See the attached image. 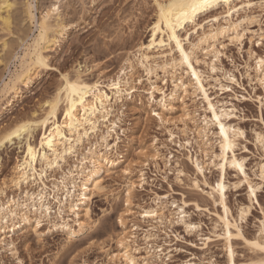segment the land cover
<instances>
[{"label":"rangeland","instance_id":"obj_1","mask_svg":"<svg viewBox=\"0 0 264 264\" xmlns=\"http://www.w3.org/2000/svg\"><path fill=\"white\" fill-rule=\"evenodd\" d=\"M166 1L9 0L13 4L9 30L0 24V85L18 67V58L46 14L56 42L45 53L47 66L33 76L28 86L20 85L15 97L1 98L0 136L16 122L44 115L46 103L57 95L65 77H82L110 96L111 83L121 77L122 71L128 74L131 62L126 88L133 90L116 103L110 101V119L116 126L114 132L109 130L107 142L110 146L116 143V147L107 155L117 165L110 172L100 173L103 191L91 196L90 228L71 237L68 229L60 226L63 221L54 215L58 207L55 197L60 199L63 193L53 194L51 184L67 177L85 148L93 145L104 152L100 140L93 137L90 144L84 142L77 147V158L70 156L61 169L46 172L51 219L41 218L36 226L31 214L28 223L15 222L13 231L0 241V264H125L119 257V241L124 235L136 264H230L218 217L223 215L222 209L211 194L219 178L216 164L220 152L218 127L210 124L207 102L200 93L177 91L172 108H161V98L168 100L172 94V77L187 78L183 72L176 70L175 74L165 69L171 57L169 48L149 52L145 68L136 64L140 45L150 39L157 5ZM27 4L33 13L32 23L25 16ZM225 11L221 6L202 15L197 25L186 26L179 36L186 49L195 46L192 50L213 109L222 115L223 122L241 133L234 137L233 154L243 162L245 177L226 169L228 220L245 238L259 236L264 240V174L260 171L264 167V78L254 66V57L264 55V0H250L249 7L232 15L230 21L242 36L241 41L231 43L229 31L217 36L214 56L206 53L198 40L218 25L227 26ZM38 133H33L32 142ZM24 140L21 136L0 148L3 203L11 199L21 202L25 192L41 189L33 184L17 190L10 184L13 169L23 156ZM130 182L133 187L126 202ZM248 186L255 190L251 199ZM242 206L249 209L240 218ZM143 209L154 210L156 217L142 218ZM61 217L72 231H78L67 210ZM248 247L240 238L231 239L232 264H258L264 260L262 252ZM149 250L158 256L143 262Z\"/></svg>","mask_w":264,"mask_h":264},{"label":"bare ground","instance_id":"obj_2","mask_svg":"<svg viewBox=\"0 0 264 264\" xmlns=\"http://www.w3.org/2000/svg\"><path fill=\"white\" fill-rule=\"evenodd\" d=\"M172 0H167L164 3L157 5L156 20L153 24L151 35L146 45L141 44L139 55L136 57V64L145 68L143 63H147L150 58L149 52L153 49L169 48V62L166 64L165 69L173 71L176 74V70L185 73L186 79L180 76L172 77L174 81L173 90L170 97L166 100L161 98V108L170 110L171 100L173 94L180 91L183 94L192 92L191 94L200 93L208 105V110L211 112V122L214 128L217 126L218 131L216 136L218 137L219 154L217 156L219 178L211 188V194L217 197L218 203L222 209V216H218L223 228V239L227 244L228 259L232 264V251L230 248V242L232 238H240L255 251H259V247H252V243H256L264 247V240L262 237L247 239L241 235L237 226L229 222V209L225 203V173L227 168L233 169L237 174H241L245 177L243 162L235 157L233 154L234 137L240 133L239 129H235L232 126L223 122L221 114L216 112L205 92L202 73L198 67V60L196 57L195 49L192 47L186 49L182 44V40L179 36L180 31H184L188 25H197V19L205 14L212 13L216 8L223 6L226 9V24L227 26L218 25L217 28L210 30L207 33H202L198 40L199 43L204 45V50L208 54L214 53V42L217 36L230 32L228 39L231 43H240L242 36L237 31V28L233 22L230 21L232 15H237L244 8L250 6V0H228V4L224 3V0H219L218 6L208 9L205 12L197 13L195 20L186 21L182 26H177L176 15H179L180 9H173V15L169 17L167 15L168 8ZM6 4L7 7L0 8V24L9 30L11 25V10L13 4L9 0H0V5ZM29 4V3H28ZM27 4V5H28ZM26 5V6H27ZM239 8L237 9V7ZM25 9V16L30 23L33 22L34 17L31 13L30 5ZM164 15H161V12ZM49 14L41 17L40 22L37 24V34L32 37L31 43L25 49L23 54L18 58L19 65L13 72H11L9 78L2 82L0 85V100L1 98L15 97L19 92V86H28L33 76L38 73L42 66L47 63L48 57L45 54L51 46L56 42L55 36L51 32L53 29L47 20ZM48 21V22H47ZM214 22L217 18L213 19ZM37 23V22H36ZM50 25V26H49ZM3 27V28H4ZM51 29V30H50ZM56 33V32H55ZM175 35V39H173ZM177 40H179L180 47H177ZM26 43V42H25ZM4 44V43H3ZM22 45V44H21ZM4 46V45H3ZM195 47V46H194ZM193 47V48H194ZM187 55V62H185V56L181 55V52ZM15 55V54H14ZM13 58V57H12ZM17 60V59H16ZM254 66L257 74L264 78V55H256L254 57ZM15 62V61H14ZM47 65V64H46ZM165 67V66H164ZM128 74L122 71L121 77H118L116 81L110 85L111 95H107L104 92L96 89L95 85L89 84L82 77H65L64 83L59 88L57 95L49 102L46 103L45 114L41 117H29L25 121L16 122L12 127L7 129L0 136V148L5 142L12 143L14 139L24 137L23 156L17 161L12 177L10 178V184L17 190H21L22 186L28 187L29 185L41 186V189L36 193L31 194L25 192L24 198L21 202L19 200H8L3 203L0 201V241H3L5 235L13 231L15 222L28 223L30 221L29 215L35 217L34 222L36 226H39L41 218L51 219V208L47 200V187L44 180H47L46 172L59 170L62 165L67 163L68 157H78L77 147H82L84 142L89 143L90 137L100 140V149L91 145L89 148H85L80 153L81 159L76 161L78 165L73 167L72 171L66 173L67 177L61 178L60 181L54 180L51 184L52 193H63L62 198L55 197L57 203V210L54 212L56 217H59L63 221L60 225L62 228L68 229L71 237L75 236L79 232L86 231L93 224L90 217L89 203L93 193L103 191L101 183L100 173L110 172L113 167L117 165V161L111 159L107 153L111 148L116 147V143L109 145L107 140L110 137V131L114 132L113 128L115 123L110 119L111 116V100L113 103L120 101L125 94L130 95V91L133 88H126L128 80L131 75L130 71L133 68V64L128 62ZM167 72V71H166ZM264 86V83L262 84ZM55 106V107H53ZM44 112V111H43ZM68 113V115H65ZM159 119L161 118L159 113H154ZM223 119V120H221ZM71 125V127H69ZM24 126L27 130L20 132L19 135H13V132ZM109 126L111 128H109ZM103 128L106 132H104ZM38 131V137L33 142V133ZM16 141V140H15ZM18 141V140H17ZM21 141V140H20ZM19 143V142H18ZM17 143V144H18ZM13 144V143H12ZM21 148V147H20ZM29 149L32 151L30 152ZM236 165H239L237 167ZM107 168V169H106ZM243 169V171H241ZM261 174H264V167H261ZM133 187V183L130 182L127 193L126 202L129 198V190ZM252 188V187H251ZM250 186H248V190ZM253 189V188H252ZM254 190V189H253ZM255 191V190H254ZM252 193L249 191V199H251ZM248 206H242L239 210V217L243 218L248 212ZM64 210H67L72 216V222L77 225L78 231H72L67 224V221L63 220L61 215ZM141 217L145 219H154L156 212L152 209H143ZM10 224V225H9ZM264 224V223H263ZM190 227V226H189ZM232 229V230H231ZM235 230V233H233ZM7 231V232H6ZM261 236V234H259ZM248 241V243H246ZM121 254L120 259L125 264H136L135 257L129 253V244L127 235H124L120 239ZM248 247V248H249ZM161 250H159V253ZM264 254V252H262ZM152 255H156L155 251L149 250L146 253L143 262L147 261ZM258 264H264V260H259Z\"/></svg>","mask_w":264,"mask_h":264},{"label":"snow or ice","instance_id":"obj_3","mask_svg":"<svg viewBox=\"0 0 264 264\" xmlns=\"http://www.w3.org/2000/svg\"><path fill=\"white\" fill-rule=\"evenodd\" d=\"M218 3L219 0H172V2L166 6L168 8L167 15L171 17L174 14L172 10L179 8L180 12L179 15H176V20H177V26H182L186 21L195 20L197 13L205 12L208 9L217 7ZM224 3L228 4V0H224ZM2 7H7V5L6 4L0 5V8ZM161 15H164L163 11L161 12ZM173 39H175V35H173ZM177 47H180L179 40H177ZM181 55L185 56V62H187V55L183 51L181 52ZM42 66H47V65L44 64ZM65 115H68V113H65ZM69 127H71V125H69ZM26 130L27 129L24 126H21L20 128L16 129L13 132V135H19L20 132ZM29 151L31 152L32 150L29 149ZM236 166L239 167V165ZM241 171H243V169H241ZM249 191L252 193V196L255 197V191L251 188V186ZM246 243H248V241H246ZM252 247L254 248L259 247V250L261 252H264V247L256 243H252Z\"/></svg>","mask_w":264,"mask_h":264}]
</instances>
